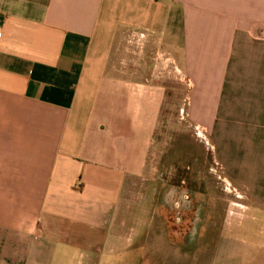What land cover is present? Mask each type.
Segmentation results:
<instances>
[{"label": "crops", "instance_id": "1", "mask_svg": "<svg viewBox=\"0 0 264 264\" xmlns=\"http://www.w3.org/2000/svg\"><path fill=\"white\" fill-rule=\"evenodd\" d=\"M178 71L248 191L185 250L140 191ZM163 256L264 264V0H0V264Z\"/></svg>", "mask_w": 264, "mask_h": 264}, {"label": "rangeland", "instance_id": "2", "mask_svg": "<svg viewBox=\"0 0 264 264\" xmlns=\"http://www.w3.org/2000/svg\"><path fill=\"white\" fill-rule=\"evenodd\" d=\"M177 55V64L185 71L184 51L179 49ZM186 82L190 83L189 80ZM187 83L178 71L175 89L170 90L162 110V119L154 135L153 150L146 168V184L142 188L139 186V189L145 193L144 207L152 210L157 207L156 194L162 187L176 177H189L197 183L194 187L198 193L204 192L207 204L216 210L213 213L216 230L219 224L222 225L218 224V221L222 222L231 208H238L237 202L248 203V191L234 183L218 162L217 150L213 143L215 139L209 130L188 119ZM215 110V106H206V111L200 118L211 125L216 118ZM240 193L244 195L241 198ZM161 229L164 230V227ZM225 233L224 235H227V229Z\"/></svg>", "mask_w": 264, "mask_h": 264}, {"label": "flooded vegetation", "instance_id": "3", "mask_svg": "<svg viewBox=\"0 0 264 264\" xmlns=\"http://www.w3.org/2000/svg\"><path fill=\"white\" fill-rule=\"evenodd\" d=\"M195 185L197 183L189 177L180 176L156 194L158 222L164 227L166 238L176 242L182 249L192 244L200 246L209 236L208 229L214 225L213 213L216 210L207 204L204 192L198 193ZM160 264L175 262L171 263L168 257L163 256Z\"/></svg>", "mask_w": 264, "mask_h": 264}]
</instances>
